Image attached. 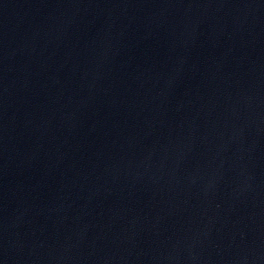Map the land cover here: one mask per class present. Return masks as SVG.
I'll use <instances>...</instances> for the list:
<instances>
[{
  "label": "water",
  "instance_id": "obj_1",
  "mask_svg": "<svg viewBox=\"0 0 264 264\" xmlns=\"http://www.w3.org/2000/svg\"><path fill=\"white\" fill-rule=\"evenodd\" d=\"M0 264H264V0H0Z\"/></svg>",
  "mask_w": 264,
  "mask_h": 264
}]
</instances>
